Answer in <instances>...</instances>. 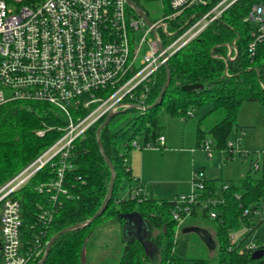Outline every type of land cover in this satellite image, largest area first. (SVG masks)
Returning a JSON list of instances; mask_svg holds the SVG:
<instances>
[{
    "label": "trees",
    "instance_id": "1",
    "mask_svg": "<svg viewBox=\"0 0 264 264\" xmlns=\"http://www.w3.org/2000/svg\"><path fill=\"white\" fill-rule=\"evenodd\" d=\"M134 1L140 5L138 0ZM260 1L262 0H236L218 19L172 54L168 60L169 68L165 64L158 68L148 83L149 89L142 101L145 106H150L158 99L170 69L172 77L160 104L147 110L129 107L126 111L140 110V113L117 130H111L109 124L102 129L101 140L116 171L110 201L104 212L91 223L62 233L54 241L43 264H84L82 251L95 224L104 218H115L124 224L134 212H138L147 223L149 232L144 240H150L155 249L153 253L147 250L144 240L137 236L133 239L123 237L124 250L118 264H264V258H253L254 249L245 244L253 230L264 226V217L261 215L264 177H258L255 173L261 168L259 161L252 163L238 183L224 187L223 201L215 209L216 217L210 216V208L200 210L194 204L187 215L179 210L177 199H159L147 196L146 193L134 195L135 189L143 187V183L133 185L135 178L130 165L134 140L141 138L142 143L151 142L160 149L165 147L158 142L162 135L159 122V110L162 106L172 116L185 119L195 116V109L208 104L211 109L203 117L217 111L224 112L223 117L208 132L211 142L221 151L223 163L235 158V148L229 147L228 142L240 141L236 137L234 139V132L238 129L241 106L244 102H259L264 108V36L258 40L259 32L255 22L246 19L253 5ZM163 2L166 16L171 11L170 0ZM192 13L193 10H188L168 21L172 34L161 33L165 46L186 30ZM233 41L237 53L230 59L229 45ZM254 42L255 47L252 48L251 44ZM193 83H200L202 87L191 90L183 88L184 85ZM138 90V93L143 91L144 85L141 84ZM98 95L107 97L110 93L103 89ZM125 99L141 103L131 99L129 95ZM89 111L90 108L73 110L76 115H84ZM106 116L107 113L99 117L72 142L68 156L71 166L66 168L63 176L66 192L58 196L57 211L40 235L45 243L60 230L90 219L106 197L112 172L97 139V128ZM202 119H199L197 129V147L201 148L207 140L205 130L201 128ZM67 123L66 114L48 102L18 100L0 105V187L59 141ZM39 130H45V133L41 135ZM241 149L245 150L243 147ZM250 153L247 151L246 154H240L247 156ZM58 159L59 156L56 155L15 193L21 201L24 229L29 235L39 232L36 225L28 230V224L35 223L39 206L49 207L51 204L49 193L40 192L36 187L57 178ZM198 168L201 167L196 166L194 170ZM123 180L129 181V186L127 194L121 197L119 191L123 187ZM215 194L214 180L207 179L203 198ZM175 211L180 212L182 220L201 212L204 217L216 221V254L212 257H183L175 252L176 233L181 222V219L174 216ZM241 225L247 228L244 235L232 242L231 234ZM255 242L259 248L264 247L259 241ZM42 256L43 254L34 260L33 264Z\"/></svg>",
    "mask_w": 264,
    "mask_h": 264
},
{
    "label": "built area",
    "instance_id": "2",
    "mask_svg": "<svg viewBox=\"0 0 264 264\" xmlns=\"http://www.w3.org/2000/svg\"><path fill=\"white\" fill-rule=\"evenodd\" d=\"M235 1L170 0L171 11L148 25L127 0H0V105L18 100L48 102L64 112L68 119L59 141L0 187V264H33L44 254L46 243L40 235L57 211L58 196L66 192L63 176L71 166L68 156L73 140L102 115L131 107L134 103L125 99L127 95L145 106L142 100L158 68L168 63L176 50L218 19ZM188 10H193L188 27L165 46L161 33L172 34L168 21ZM246 19L255 22L259 32L257 39H261L264 36V0L253 5ZM138 30L144 32L139 43L136 40ZM150 33L151 38L148 37ZM144 43L149 44L150 50L138 66L136 62ZM251 47H255V42ZM236 53L233 41L229 45V58L233 59ZM141 84L144 90L138 93ZM103 89L110 95H98ZM93 104L98 106L93 108ZM81 108H90V111L84 115L74 114L73 110ZM38 133L43 135L45 130ZM158 142L164 144L163 134ZM133 145L157 146L138 140H134ZM211 145V140L202 145L209 157L212 156ZM228 146L234 147L236 153H247L241 149L240 141L231 140ZM56 155L59 156L57 178L36 187L40 192L49 193L51 204L39 206L35 223L28 224V230L36 225L39 232L29 235L24 229L22 204L15 193ZM206 180L204 169L193 171L192 192L176 198L180 211L188 215L194 204L200 210L210 208V216H217L215 209L223 199L203 198ZM140 193H145L141 186L135 189L134 195ZM174 216L181 219L179 211H175ZM231 240L237 241L236 232L231 234ZM246 246L254 251L264 249L255 241Z\"/></svg>",
    "mask_w": 264,
    "mask_h": 264
},
{
    "label": "rangeland",
    "instance_id": "3",
    "mask_svg": "<svg viewBox=\"0 0 264 264\" xmlns=\"http://www.w3.org/2000/svg\"><path fill=\"white\" fill-rule=\"evenodd\" d=\"M143 4L152 20H156L166 14L163 0H143ZM143 33L142 30L136 31L138 43ZM148 37L151 38L152 33ZM149 50L150 46L148 43H144L141 46L136 62L138 66L141 65V61ZM210 109V104L205 105L194 110L195 116L185 119L180 116H172L166 111L164 106L160 108L159 122L161 132L167 139L166 147L162 148L161 152L164 153H161L162 155L160 156L152 152L150 161L147 163L145 160V170L148 166H153L154 169L150 168L148 175L154 180V187L156 191L160 192L161 197L175 199L184 194H190L193 190V166H204L206 178L214 180L216 194L213 197L215 199L223 198L224 187L239 182L249 170L252 160H258L261 165V168L255 172L256 175L264 177L263 105L259 102H244L241 106L238 117V129L234 132V139L240 140V145L251 153L246 156L237 152L235 158L227 163H223L221 151L216 148L215 143L211 145V157L208 156L204 148L197 147L199 119L203 118L201 128L205 130V139L211 140L209 129L224 115V112L217 111L203 117ZM139 113L140 110H122L118 112L109 123L110 129L117 130ZM138 141L141 143L142 139L140 138ZM149 149L159 150V147L133 148L131 163L135 171L138 170L142 163L141 152L144 151L146 156V152H151ZM253 151L256 152L253 153ZM171 179L179 180L180 182L169 181ZM139 184L140 182H133V185ZM122 185L123 187L119 191L121 197L127 194L129 181L123 180ZM148 191L150 192L149 189ZM261 211V215L264 217V201ZM180 224L176 233L177 243L175 246V252L178 255L183 257H212L216 254L215 242L209 231L212 230L214 232L216 224L214 219L206 218L200 212L197 216H190L187 220H181ZM126 228V223L122 224L115 218H104L96 223L82 251L84 264H118L124 250L123 237H129ZM235 232L236 238H240L245 233L244 226L241 225ZM147 241L150 242L148 243L149 251L153 253L154 245L151 244L150 240ZM253 241H259L264 244V226L253 230L245 240V244Z\"/></svg>",
    "mask_w": 264,
    "mask_h": 264
},
{
    "label": "water",
    "instance_id": "4",
    "mask_svg": "<svg viewBox=\"0 0 264 264\" xmlns=\"http://www.w3.org/2000/svg\"><path fill=\"white\" fill-rule=\"evenodd\" d=\"M128 4L130 6H132L134 8V10L136 11V13L141 16L148 25H152V20L151 18L149 17L148 13L140 6L138 5L134 0H127ZM153 31L155 33V28H153ZM161 49H163V45H160ZM167 68H169V64L166 63L165 64ZM171 77H172V73H171V70L168 69V76H167V81L163 87V89L161 90L160 94H159V97L158 99L150 106H142V105H139V104H132V106L134 107H137V108H140V109H144V110H147L153 106H156L158 104H160L164 98V95L166 93V90L170 84V80H171ZM199 87H202V84L200 83H193V84H186L183 86L184 89L186 90H191V89H195V88H199ZM131 106V107H132ZM122 111V110H120ZM120 111H110L106 118L104 119V121L99 125V127L97 128V139H98V142H99V145H100V150L102 152V155L104 156L105 160L107 161V163L110 165L111 167V172H112V176H111V182H110V186H109V189H108V192L106 194V197L101 205V207L98 209V211L88 220L82 222V223H77V224H74L72 226H68L62 230H60L59 232H57L56 234H54L50 239L49 241L47 242V246H46V250L44 252V255L42 257V259L37 263V264H43L45 262V260L47 259L50 251H51V247L54 243V241L62 234V233H65L67 231H70V230H74V229H77V228H81L89 223H91L97 216L101 215L104 210L106 209L109 201H110V198L113 194V189H114V184H115V178H116V171H115V167L112 163V161L110 160V158L108 157L106 151H105V148L103 146V143H102V140H101V131L104 127H106L110 121L112 120V118ZM126 226H127V235H129V237L127 238H130V239H133L135 236L141 238V239H145V236L146 234L149 232V228H148V225L147 223L142 219V217L140 216V214L138 212H134L132 213L129 217H128V220L126 221ZM164 229H166V225H164ZM148 242L147 240H144V244L147 248V250H149V247H148ZM153 244V243H151ZM263 252H264V249H258V250H255L252 254L253 258H261L262 255H263ZM83 259V257H82Z\"/></svg>",
    "mask_w": 264,
    "mask_h": 264
},
{
    "label": "crops",
    "instance_id": "5",
    "mask_svg": "<svg viewBox=\"0 0 264 264\" xmlns=\"http://www.w3.org/2000/svg\"><path fill=\"white\" fill-rule=\"evenodd\" d=\"M256 109V108H255ZM163 134V133H162ZM164 135V134H163ZM165 136V135H164ZM166 136H165V142H164V145H165V147H166ZM242 147V146H241ZM149 150H151V152L150 151H148V153L146 152V156H145V152L143 151V152H141L142 154V163L140 164V166H139V168H138V170L137 171H135L134 170V168H133V166H132V163H131V158H130V165H131V170H132V173H133V176H134V178H135V180H134V182H140V183H143V186H144V192L146 193V195L147 196H150V197H156V198H159V199H166V200H174V199H168V198H164V197H161L160 196V192L159 191H156V188L154 187V180H152L150 177H149V175H148V171H149V169L150 168H153V166L152 167H150V166H148V168L145 170V166H146V163H145V160H146V162L148 163L150 160V158H152V152H154L155 154H157V155H162L164 152H161L163 149H160L159 148V150H157V149H149ZM247 151V150H246ZM162 153V154H161ZM156 157V156H155ZM258 161V160H257ZM253 162H255L254 160H252V162H251V166H252V163ZM260 165V164H259ZM251 166H250V168H251ZM196 166H193V170H194V168H195ZM199 167H201L202 169H205V167L204 166H199ZM249 168V169H250ZM154 169V168H153ZM155 170H158V169H155ZM248 172V171H247ZM150 178V179H149ZM169 181H176V180H174V179H171V180H169ZM148 182H150L149 184H148ZM177 183H179L180 181L179 180H177L176 181ZM149 185V186H148ZM149 187V188H148ZM148 189L150 190V192L148 191ZM147 191H148V193H147ZM176 199V198H175ZM190 216H188V217H186V218H184L183 220H187L188 218H189ZM182 220V221H183ZM183 224V223H182ZM180 225L181 224H179V227H180ZM188 230V229H187ZM210 232H211V235H212V239L214 240V242H215V236H214V232L212 231V230H209ZM136 237V236H135Z\"/></svg>",
    "mask_w": 264,
    "mask_h": 264
},
{
    "label": "flooded vegetation",
    "instance_id": "6",
    "mask_svg": "<svg viewBox=\"0 0 264 264\" xmlns=\"http://www.w3.org/2000/svg\"><path fill=\"white\" fill-rule=\"evenodd\" d=\"M139 1V3H140V5H142L141 7L144 9V4H143V0H138ZM144 6V7H143ZM145 11H146V8L144 9Z\"/></svg>",
    "mask_w": 264,
    "mask_h": 264
},
{
    "label": "bare ground",
    "instance_id": "7",
    "mask_svg": "<svg viewBox=\"0 0 264 264\" xmlns=\"http://www.w3.org/2000/svg\"><path fill=\"white\" fill-rule=\"evenodd\" d=\"M151 20H152V19H151ZM107 114H108V113H107ZM46 246H47V242H46ZM46 246H45V250H46ZM215 246H216V243H215ZM43 255H44V254H43ZM42 257H43V256H42ZM261 258H262V257H261ZM41 259H42V258H41ZM41 259H40V260H41ZM40 260H39V261H40ZM39 261H38V262H39ZM38 262H37V263H38ZM37 263H36V264H37Z\"/></svg>",
    "mask_w": 264,
    "mask_h": 264
}]
</instances>
